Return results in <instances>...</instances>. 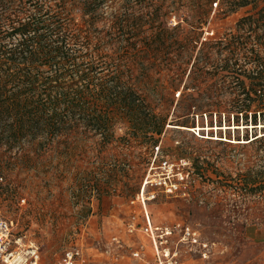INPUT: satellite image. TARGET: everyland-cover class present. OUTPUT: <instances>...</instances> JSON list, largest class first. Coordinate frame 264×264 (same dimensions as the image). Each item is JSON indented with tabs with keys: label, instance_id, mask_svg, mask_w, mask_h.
Masks as SVG:
<instances>
[{
	"label": "rangeland",
	"instance_id": "rangeland-1",
	"mask_svg": "<svg viewBox=\"0 0 264 264\" xmlns=\"http://www.w3.org/2000/svg\"><path fill=\"white\" fill-rule=\"evenodd\" d=\"M124 1L128 13L139 16L146 27L164 24L168 28L164 41L143 45L152 73L166 74L169 64L189 56L192 60L200 42L230 32L248 37L239 44L241 56L246 45L252 49L250 55L264 63V0H247L246 5L225 13L226 4L233 0H213L211 7L208 0ZM104 10L109 17L111 9ZM200 20H204L200 27L193 28ZM96 27L99 32L103 29L100 21ZM108 27L110 34L113 29ZM189 30L200 37L193 49L184 38ZM185 80L184 76L176 84L161 80L149 84L147 100L167 114L166 128L153 148L139 139L127 144L126 127L117 124L114 137L103 147L96 146L97 136H93L80 139L70 154L61 142L40 154L30 153L32 162L16 160L13 153L3 157L0 182L4 186L8 182L11 191L0 193V217L12 220L15 238L38 247L42 264H55L69 248L80 251L76 264H105L114 250L126 264H157L145 230L129 235L124 225L134 215L142 226L141 205H132L130 200L148 173L157 172L155 168L149 171L152 160L155 167L162 157L187 159L188 177L181 186L184 194L167 196L156 190V198L146 202L149 217L157 227L188 224L209 245L208 255L202 257L179 243L174 234L168 244L177 251L172 264H264V121L219 124L213 115L211 124L202 116L188 124L191 127L175 125L173 112ZM220 96L223 100L233 97ZM193 97L196 103L214 100L200 93ZM113 236L122 247H116ZM135 250L139 258L131 256Z\"/></svg>",
	"mask_w": 264,
	"mask_h": 264
},
{
	"label": "trees",
	"instance_id": "trees-1",
	"mask_svg": "<svg viewBox=\"0 0 264 264\" xmlns=\"http://www.w3.org/2000/svg\"><path fill=\"white\" fill-rule=\"evenodd\" d=\"M208 1L211 7L213 0ZM247 3L233 0L224 13ZM106 8L112 11L110 23ZM150 27L128 13L124 0H0V178L7 153L32 162L30 153L65 142L70 154L80 139L93 136L103 147L117 124L125 125L127 144L139 139L155 147L167 114L147 100L152 81L176 84L186 77L173 112L175 125L187 127L202 116L211 124L213 115L219 124L264 121V63L246 45L240 55L247 36L230 32L200 42L192 60L170 62L166 74L152 73L143 45L164 41L168 28ZM184 38L192 49L200 40L194 30ZM194 93L214 100L196 103ZM9 185L0 182V193L8 195Z\"/></svg>",
	"mask_w": 264,
	"mask_h": 264
},
{
	"label": "built area",
	"instance_id": "built-area-1",
	"mask_svg": "<svg viewBox=\"0 0 264 264\" xmlns=\"http://www.w3.org/2000/svg\"><path fill=\"white\" fill-rule=\"evenodd\" d=\"M155 158L151 162L150 170L157 169L153 175L146 176L142 187L134 198L130 200V204H139L144 213V221L140 227V223L136 221V217L125 222V231L131 235L142 228L151 238L155 254L157 256V264H172L177 256L176 250H171L168 244L174 234L178 236V242L185 244L190 249H195L202 257L208 255V242L201 239L199 232L192 226L176 222L169 226L157 227L152 224L151 219L146 211V202L155 198L156 190L161 193L170 195L184 194L181 186L185 185L188 177L189 161L185 158L171 161L167 157H162L154 166ZM151 187V190L146 188ZM12 220L0 217V264H42L40 260L39 249L34 244L25 245L21 241V237L15 238L12 235ZM116 247H122L120 239L116 236L112 237ZM80 251L77 248H69L65 250L63 255L55 262V264H76ZM133 258H139V251L131 252ZM105 264H126L123 262L118 252L110 251Z\"/></svg>",
	"mask_w": 264,
	"mask_h": 264
}]
</instances>
